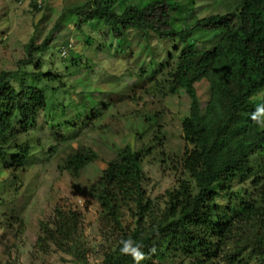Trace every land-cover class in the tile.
I'll return each instance as SVG.
<instances>
[{
  "label": "rangeland",
  "instance_id": "1",
  "mask_svg": "<svg viewBox=\"0 0 264 264\" xmlns=\"http://www.w3.org/2000/svg\"><path fill=\"white\" fill-rule=\"evenodd\" d=\"M88 1L44 0L35 12L27 4L17 6L13 0H0V74L8 75L4 81L14 89L28 86L32 83L29 73L37 71L35 65L41 74L55 77L52 83H32L44 92L47 107L39 112L30 132L9 141L0 160V264H101L112 248L113 237L103 225L98 203L89 191L124 146L146 154L141 162L142 187L155 208L162 207L164 193L174 190L179 182H187L192 188V180L181 170L182 155L190 149L180 128L181 120L189 114V99L182 91L165 88L171 81L174 55L182 45L150 36V52H145L143 40L134 31L115 41L100 24L78 25L82 17L74 10ZM109 1L119 14L126 6L141 9L152 0ZM191 1L188 7L192 12L185 20L188 26L194 19L232 12L238 4V0ZM176 2L188 4V0ZM179 17L175 14L172 18L176 19L170 21L176 31L183 28ZM30 41L42 46L43 51L39 55L34 52L28 63L24 47ZM196 42L206 47L207 43ZM168 54L172 58L166 60ZM149 58L154 63L148 64ZM142 70L144 79L153 77L161 83L156 90L152 82L139 78ZM193 88L202 111L209 98L208 84L202 79ZM250 100H264V88ZM102 104L105 110H101ZM96 107L101 112L88 119V112ZM61 109L64 115L58 117L56 112ZM15 145L27 146L28 157L17 171L6 170ZM76 154L88 160L75 172L67 161ZM252 179L240 185L234 182L231 187L247 191L256 201L258 193L250 187ZM217 201L226 204L223 199ZM55 210L79 215L74 244L82 260L74 252H62L51 245L47 252L36 246L40 226L53 222ZM122 221L125 227H131L127 213ZM232 249L230 243L225 247V251ZM241 249L236 258L242 264L261 262L249 248ZM221 256L216 263L227 264ZM186 261L172 252L163 261L152 259L150 264Z\"/></svg>",
  "mask_w": 264,
  "mask_h": 264
},
{
  "label": "trees",
  "instance_id": "2",
  "mask_svg": "<svg viewBox=\"0 0 264 264\" xmlns=\"http://www.w3.org/2000/svg\"><path fill=\"white\" fill-rule=\"evenodd\" d=\"M42 3L36 7L30 2L29 6L38 12ZM189 4L191 0L187 5L176 0H152L141 9L126 6L118 14L109 0H90L74 10L82 17L78 25L100 24L115 41L128 31L138 33L145 52H150V36L182 45L174 55L171 81L165 88L169 92L182 91L189 99V114L181 120L180 128L190 149L182 155L181 170L192 180L193 190L191 184L181 181L174 190L164 193L162 207L155 208L142 187L141 162L146 154L132 152L128 146L117 151L90 186L101 221L113 237L112 248L101 264H134L130 256L119 252V241L128 237L144 245L142 251L148 255L141 264H150L152 259L163 261L172 252L185 258L186 264H217L221 252L227 264H242L236 258L241 247L249 248L250 254L259 256L258 264H264V128L258 129L250 118L258 107H264V100H250L264 88V0H238L232 12L192 19L188 26L185 20L192 12ZM175 14L180 15L177 20L183 25L177 31L170 26ZM196 41L207 43L206 47ZM24 49L28 63L34 52L39 55L43 51L31 41ZM171 58L168 54L166 60ZM152 63L154 59L149 58L148 64ZM37 67L29 73L32 83L55 81L53 75L41 74ZM140 74L139 78L144 79L145 72ZM7 76L0 74L1 161L9 141L30 132L39 112L48 104L42 89L32 83L14 89L4 81ZM202 79L208 84L209 98L200 111L193 84ZM147 80L154 90L161 85L153 77ZM50 91L53 95L54 90ZM104 107L102 104L101 110ZM101 110H90L88 119L98 116ZM56 115L63 116V109ZM14 148L6 170L17 171L28 157L27 146ZM86 160L76 154L67 163L76 172ZM249 178H253L250 187L258 193L256 201L248 197L247 191L231 187ZM219 198L226 202L224 206L217 201ZM124 213L132 220L131 227L123 225ZM78 223L76 212L55 210L53 222L40 226L36 246L47 252L51 245L62 252H74L82 260L74 244ZM229 243L233 251H225Z\"/></svg>",
  "mask_w": 264,
  "mask_h": 264
},
{
  "label": "clouds",
  "instance_id": "3",
  "mask_svg": "<svg viewBox=\"0 0 264 264\" xmlns=\"http://www.w3.org/2000/svg\"><path fill=\"white\" fill-rule=\"evenodd\" d=\"M30 3L29 1L24 2ZM17 4V2H16ZM20 4V5H22ZM18 5V4H17ZM259 116H264V107H258L255 112L251 114V120L254 121L259 127L264 128V120L258 119ZM119 252L121 255L124 256H130L132 260L134 261V264H141L142 261L147 259V255L144 251H142L144 245L137 243L134 241L131 237H128L126 239L122 238L119 241ZM154 251L153 249H150L149 252Z\"/></svg>",
  "mask_w": 264,
  "mask_h": 264
},
{
  "label": "built area",
  "instance_id": "4",
  "mask_svg": "<svg viewBox=\"0 0 264 264\" xmlns=\"http://www.w3.org/2000/svg\"><path fill=\"white\" fill-rule=\"evenodd\" d=\"M27 1H30L32 2L36 7H40L41 3L44 1V0H17V4L20 5L24 2H27Z\"/></svg>",
  "mask_w": 264,
  "mask_h": 264
},
{
  "label": "crops",
  "instance_id": "5",
  "mask_svg": "<svg viewBox=\"0 0 264 264\" xmlns=\"http://www.w3.org/2000/svg\"><path fill=\"white\" fill-rule=\"evenodd\" d=\"M13 2H14L15 5H17L15 1H13ZM25 4H27V3H25ZM27 5H29V3ZM17 6H20V5H17Z\"/></svg>",
  "mask_w": 264,
  "mask_h": 264
}]
</instances>
